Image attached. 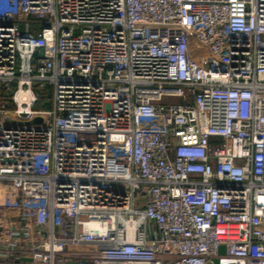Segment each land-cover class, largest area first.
Returning <instances> with one entry per match:
<instances>
[{
	"label": "built area",
	"instance_id": "1",
	"mask_svg": "<svg viewBox=\"0 0 264 264\" xmlns=\"http://www.w3.org/2000/svg\"><path fill=\"white\" fill-rule=\"evenodd\" d=\"M72 257L264 264V0H0V264Z\"/></svg>",
	"mask_w": 264,
	"mask_h": 264
},
{
	"label": "rangeland",
	"instance_id": "2",
	"mask_svg": "<svg viewBox=\"0 0 264 264\" xmlns=\"http://www.w3.org/2000/svg\"><path fill=\"white\" fill-rule=\"evenodd\" d=\"M38 93L45 98V100L39 104L36 109L38 110H48L52 106V94H51V88L46 87L45 89H38ZM48 100V101H47ZM167 105H179V104H185L183 99L174 98V99H166L164 101ZM80 139L83 144H89L90 142H93L96 139V135H80Z\"/></svg>",
	"mask_w": 264,
	"mask_h": 264
},
{
	"label": "crops",
	"instance_id": "3",
	"mask_svg": "<svg viewBox=\"0 0 264 264\" xmlns=\"http://www.w3.org/2000/svg\"><path fill=\"white\" fill-rule=\"evenodd\" d=\"M92 248H86L85 249V252H87V253H89L90 251H92L91 250ZM222 254H225V251L224 250H222ZM75 257H72V258H70L69 259V261L67 262V264H74L75 263Z\"/></svg>",
	"mask_w": 264,
	"mask_h": 264
},
{
	"label": "trees",
	"instance_id": "4",
	"mask_svg": "<svg viewBox=\"0 0 264 264\" xmlns=\"http://www.w3.org/2000/svg\"><path fill=\"white\" fill-rule=\"evenodd\" d=\"M41 102L39 103V104H41L44 100H45V98H43V96H41ZM48 101V100H47ZM39 104L37 105V107L39 106Z\"/></svg>",
	"mask_w": 264,
	"mask_h": 264
},
{
	"label": "water",
	"instance_id": "5",
	"mask_svg": "<svg viewBox=\"0 0 264 264\" xmlns=\"http://www.w3.org/2000/svg\"><path fill=\"white\" fill-rule=\"evenodd\" d=\"M40 121H41L40 119H36V120H34L35 123L40 122Z\"/></svg>",
	"mask_w": 264,
	"mask_h": 264
}]
</instances>
